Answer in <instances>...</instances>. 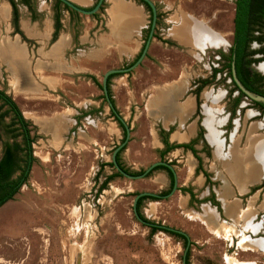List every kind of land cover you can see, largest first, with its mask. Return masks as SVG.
Wrapping results in <instances>:
<instances>
[{
	"label": "rangeland",
	"instance_id": "rangeland-1",
	"mask_svg": "<svg viewBox=\"0 0 264 264\" xmlns=\"http://www.w3.org/2000/svg\"><path fill=\"white\" fill-rule=\"evenodd\" d=\"M14 1L18 4L19 0ZM151 1L156 11H159H157L158 15L161 16L158 24L154 26L153 38L160 42L166 41L165 48L152 47L158 56L157 60L149 62L144 57L134 69L118 73L109 81L113 100L129 128L128 139L119 152L122 165L130 172H137L146 168L151 162L163 160L172 164L176 176L175 191L164 198L143 199L139 211L148 221L176 228L187 235L189 239L187 264H255L249 260L257 261L256 264H264V254L235 253L231 240L217 229L218 226L214 221L211 219L209 222L206 221L209 226H205L195 218H201L198 204L187 200L186 194L178 191L181 183L190 186V182L193 184L191 187L197 189L195 187L197 179L194 175L198 172L193 175L191 171L194 160L190 156L184 157L183 154L182 156L168 154L159 159L153 147L156 141L146 131L147 124L150 127L153 124L146 118L137 119V113L153 83L167 80L179 73L182 78L192 83L198 76L208 77L211 67L220 68L225 63L228 47L231 44L234 0ZM39 2H42V6L46 9L43 7L38 16L41 21H45L48 16L47 9L53 11L54 1L29 0V9L37 8ZM2 3L3 0H0V5ZM107 5L108 2H105L104 6ZM104 6L97 17L88 16L95 21L94 28H98L99 33L105 32ZM58 7L61 14L66 13L61 5ZM1 9L5 14L4 17L0 16V39L21 45L22 48L19 47V50L22 53V61L17 64H20L18 69L5 61L0 62V89L9 95L20 109L22 102L18 96L19 75L9 69L16 72L25 64L30 66L34 63H43L40 62L43 59V50L50 43L49 38L46 41L43 40L44 38L34 40L29 37L28 30L22 26V11H18V28L17 25L15 28L10 23V12L7 15V7L1 5ZM192 12L213 32L201 22L188 20L185 17H182L178 25L179 16L192 15ZM78 15L79 21L85 20L87 16ZM186 22L192 24L196 28L195 31L201 29L200 31L204 30L210 36H205L203 31V36L198 35L200 32L193 35ZM148 23L149 12L146 11L145 27L140 33L142 41ZM40 25L42 26V22ZM176 25L178 26L175 27ZM174 27L173 32L181 28V32L189 39L207 40L206 43L218 45H205L199 50L193 49L177 38L178 32L176 36L171 33L170 29ZM191 44L196 45L198 42ZM260 47L261 44L254 41L249 43V49L255 50ZM261 56L264 54L254 55L255 58ZM130 63L128 59L120 61L110 54L105 63L100 64L96 80L100 83L105 70L124 68ZM52 66L54 70H58L60 66V73L56 74L54 79L57 86L59 81L60 86L61 83L65 85L51 91L46 88V92L40 95L46 98V103H51L52 111L64 107L71 116L73 112L71 109L76 108V104L82 106L90 99L99 100L100 95L102 96L101 89L91 85L87 78L72 77L67 66L62 65V67L60 64ZM260 66H264V61L256 65L259 70H261ZM37 79L42 80L41 77ZM229 88L230 82L226 72L220 71L214 80L198 93L197 111L200 112L201 107L202 111L208 110L206 108L208 107V117L219 113L220 117L228 118L230 104L226 100L228 96L226 92ZM229 90L231 92V89ZM201 93L206 100L202 98ZM235 93L236 91H233L231 94L235 95ZM218 95L219 99H217ZM213 97L217 101L212 99ZM101 101L104 102L103 97ZM37 105L47 106L42 103ZM5 108V106L0 107V155L4 144H21V137H12L13 132H10L11 127L8 125L12 122L10 114L2 115ZM230 117V120L241 124L239 129L244 128L242 125L244 120L264 122V114H260L244 97L240 98ZM28 121L32 126L30 133L36 136L31 144L34 161L26 181L11 199L0 206V264H181L183 239L160 230L151 233L149 227L139 223L131 212V201L137 192L159 193L168 188L169 180L162 170L156 169L148 176L138 179L116 176L104 189L97 191V186L104 175L115 171L113 167L107 165V162H110L112 149L122 140V130L119 126L118 135H115L105 128L110 120L91 122L83 116L79 120ZM55 121L57 124L54 126L52 123ZM138 122L141 123V133H144L141 138L136 134L131 136L132 130L137 131ZM48 125L49 130L46 129ZM251 126L253 125L249 128ZM16 127L17 125L12 126V128ZM249 133L250 129L245 137V147L248 144ZM140 139L144 144L138 143ZM231 147L232 145L229 148ZM15 155L18 159L21 158V152L15 151ZM256 186H260V183ZM258 189L261 192V188ZM198 192L202 193L203 189H199ZM252 214L253 212L250 214L251 217ZM262 214L258 219L262 218ZM239 235L238 242L245 239L244 244L249 245L248 247L251 246L249 242L257 241L249 239L245 233L240 232ZM260 235L263 236L264 233Z\"/></svg>",
	"mask_w": 264,
	"mask_h": 264
},
{
	"label": "crops",
	"instance_id": "crops-1",
	"mask_svg": "<svg viewBox=\"0 0 264 264\" xmlns=\"http://www.w3.org/2000/svg\"><path fill=\"white\" fill-rule=\"evenodd\" d=\"M69 1L80 7L89 8L93 5L95 0ZM105 2H108L107 6H104ZM1 5L7 7V15L8 12H10L11 23V8L9 3L7 0H3ZM37 5V8L35 7V9H33V7H31L29 9L26 5L20 2H18V4L16 3L17 28L19 18L18 11H22V26L28 30L29 37L34 40L44 38L43 40L46 41L49 38L50 43L49 46L43 50V59L42 61L40 60V62L43 63H34L30 66L25 64L21 71L18 72V92L20 93L18 96L22 102L19 110H21L20 112L23 118L26 120H79L84 116L91 122L92 120H110L105 125V128L109 129L111 134L114 133L115 135H118V129L120 127L122 130V127L107 106L105 100L104 102L101 101L103 95H100L99 100L90 99L87 104L85 103L82 106L76 104V108L71 109L73 110L71 116H69L70 112L64 107L52 111L51 103H46V98H43L40 95L43 92H46V88L48 91H51L57 87L59 89V87L65 86L62 83L60 86V81L57 86V82L54 79L56 74L60 73V66H58V70H54V67L52 66L53 64L67 66L72 77L77 78L81 76L87 78L91 85H95L90 77L96 78V73L98 72L100 64L102 62L105 63L110 54L116 56L120 61L128 59L132 62L143 44L142 39H140V33L146 23L145 7L134 0H103L102 6H104L103 8L105 9L106 19L103 23L105 32L101 33L97 32L98 28H94L96 24L92 18L86 16L85 20L79 21L78 14L72 15L65 10L66 13L62 12V14H60V28L57 31L55 39L51 41V35L53 32V11L47 9L46 12L48 13V16L45 21H41L38 15L45 6H42V2H39ZM27 10H29L28 13L26 12ZM7 15L5 17H7ZM159 17L161 16L159 15ZM182 17H185L188 20L193 19L194 21L201 22L206 28L211 30L199 19V16L195 15L193 12L192 15L179 16V20L177 21L178 25L181 23ZM164 19L166 20V18ZM40 22H42V26L40 25ZM186 24H188V22H186ZM188 26L193 29V31L196 30L192 24H188ZM175 27L170 29L171 33L176 36L178 32L179 36H177V38L181 39L183 44H186L193 49L199 50L205 45H218L206 43L207 40L203 41L202 39H199L195 41L194 38L189 39L188 36H184L183 32L180 30L183 26L179 28L177 32H173ZM202 31L205 36H210L204 30ZM202 31H197L200 32L197 34L203 36L204 34H202ZM194 42H198V44H191ZM13 45L18 47L21 46L15 43ZM165 45L166 42L154 40L152 37L144 56L145 60L149 62L157 60L158 56L152 47L160 46L165 48ZM9 70H11L12 73L17 74V72H13L12 69ZM261 72L264 73V71ZM161 73H163V71ZM165 73L163 75H165ZM38 77H41L42 80L37 79ZM108 90L110 98L112 99L113 107L120 115L121 111L118 110V105L113 100L109 84ZM190 90L191 83H189V80L186 78H182L180 73L175 74L173 77H169L167 80H160L153 83L146 94L141 109L137 113V119L141 117L146 118L148 122L153 124L152 127L147 124L146 131L148 135L156 141L153 147L158 154V158L161 159L168 154L181 156L183 154L184 157L190 156L194 160L191 167L193 175L198 171H195L197 163L191 152L182 147L169 149L168 151L163 152L165 145H163L161 140L164 138L168 144L188 143L197 133V124L202 126L204 141L207 146L210 147L209 156L205 157L202 153L198 154L201 157L203 168L209 174V179L212 182V185L210 188L207 186L202 187L203 177L198 172L194 175L197 179H195L197 181L195 184L197 189L192 188L191 186L193 184L190 182V186H184L183 183H181V185L178 186V191H181L179 188L184 187L188 191H191L193 198L197 200L212 193L214 199L219 205L220 211L217 212L215 206H212L209 202H201L197 206L199 207V212H201V218L208 222L211 219L217 224V229L221 230L223 234L227 235V237L232 240V248L235 253L257 252L264 254V235H260L261 233H264V214H262L264 213V189H261V192L258 191L259 189L249 191L250 188L257 187V184L264 181V153L261 152V156L257 157L251 164L250 161L239 160L237 155L239 150H242L245 147V137L250 129L249 126H255L250 134L254 137H259L264 133V122L244 120V123L242 124L244 125V128L239 129L241 124L235 120H231L232 126L225 137V131L223 128L227 120L220 117L219 113L213 115V119L212 117H208V107L205 106L208 109L205 111H202L201 107V119L199 120V123H197V117L194 116L196 99ZM203 93H201V96L205 99ZM212 99H215V97ZM217 99H219V95L217 96ZM217 99L215 100L217 101ZM47 101L51 100L47 99ZM40 103L47 104V106L44 107L42 105V107H39L37 104ZM28 106H30L29 109H27ZM205 118L206 120H204ZM215 118L216 120H214ZM42 123L43 122H41V124ZM47 127L48 128L46 129L49 130V125ZM140 128L141 123L138 122L137 131L135 130L134 132V130H132L131 136L136 134L139 138H141V136L143 137L144 133H141ZM159 130H163L165 135L159 136ZM58 133H60V131ZM209 136L213 138L212 141H209ZM141 140L142 139H140L138 143L144 144V141ZM231 145L232 147L229 148ZM193 147L198 150L201 147L200 141L198 140ZM160 170L164 172L163 169ZM248 175L250 177H247ZM248 178H251L252 181H249ZM199 189H203V192H198ZM181 192L186 194V198L189 200L188 193ZM194 199H190L191 202H196ZM252 212L253 214L251 217L250 214ZM244 213H246V215H243V217L241 214ZM260 214H262V218L258 219ZM223 226L224 229H227L224 230ZM244 226H246V228H243ZM240 232L245 233L249 239L257 240L252 243L249 242L251 246L248 250H244L243 247L238 244ZM249 261L255 262V264L257 262L254 260Z\"/></svg>",
	"mask_w": 264,
	"mask_h": 264
},
{
	"label": "trees",
	"instance_id": "trees-1",
	"mask_svg": "<svg viewBox=\"0 0 264 264\" xmlns=\"http://www.w3.org/2000/svg\"><path fill=\"white\" fill-rule=\"evenodd\" d=\"M53 1H54L52 5L53 32L51 35V41L55 39L57 31L60 28L59 19H60L61 10L59 11L58 6L61 5L63 7L62 9L66 10L69 14L77 15L75 11L67 8L60 1L58 0H53ZM137 1L141 3L145 7V9L149 12V20H150V10L147 7V5L141 0H137ZM7 2L9 3L10 8H11V24L16 28V21H17L16 3L14 0H7ZM18 2L26 5L29 8V0H19ZM101 8H102V5L98 9V11L90 15V17L92 18L97 17L98 12H100ZM155 24H157V21L155 22ZM147 27L149 28V23ZM148 28L146 29V34L148 32ZM255 31H256V34H254ZM152 37H154V33L152 34ZM253 41L258 44H261V47L255 50L249 49V43ZM254 53L264 54V0H234L231 44L228 50L227 57L225 58L227 62L221 68H218V69L212 68L211 75H214L216 72L221 71L222 68L228 69L229 61L231 60L233 62V69L235 71L236 78L245 87V89L264 96L263 83H256L254 81H251V80L248 81V79H246V76L248 73L246 65H248L250 61H262V60L264 61V56H261L260 58H256L253 60H247V59L245 60V58L248 55H251ZM138 54L136 55V57L138 56ZM136 57L133 59V61L136 59ZM114 75H118V73L110 74L108 75L106 79V88H107V93H108L109 98H110L109 90H108L109 79ZM258 77L260 79H264V75H260ZM90 78L92 82L100 88V83L96 80V78L94 77H90ZM207 83H209V80L203 79L199 87H197V89L194 91L196 97H197V93L200 87ZM242 95L243 94L239 92L238 97ZM237 100L238 99H235L234 102H237ZM110 101L112 103L111 98H110ZM252 104L256 106L260 111L264 112L263 104H260L257 102H252ZM1 106L6 107L5 110L2 112V115L10 114V120H12V122L9 123L8 125L9 127H11L10 132L11 133L13 132L12 137L20 136L21 144L13 143L12 145L4 144L3 146V149L0 155V206L3 203H5L7 200L11 199L13 194H15L17 190L19 189V187L26 181L29 169L31 167L32 162L34 161V156L32 155L31 144L36 138L34 134L30 133V131L32 130V126H30L31 125L30 122L23 118L16 103L2 89H0V107ZM14 125H17V127L12 128V126ZM164 135H165V132L163 130H159V136H164ZM123 137H124V131L122 129V139ZM161 141L163 145H165V149L163 150V152L168 151L169 149L182 147L184 149L187 148L191 150L194 157H196L195 150L191 147V144L194 142V139L189 141L188 143H181V144H168L166 143L164 138ZM122 148H120L115 155L117 164L124 171L130 174H139L141 170L137 172H130L126 168H124V166L120 163L118 154L122 150ZM15 151L21 152V158L18 159L16 157ZM107 165L110 167H113L111 162H107ZM156 169H163L167 172L168 178H169V188H170L172 184V175H171V172H169L165 167L161 165H157L153 167L146 175H148L151 171L156 170ZM195 171H197V168L195 169ZM116 176H120L116 171H113L109 174L104 175L103 180L97 186V191L99 192L102 189H104L106 187V184L112 178ZM261 186H264V182L261 184ZM179 189L183 192L188 191L184 187L179 188ZM190 195H191L190 199H192V194ZM145 198L154 199L148 196H140L137 199L136 206L140 203V201H142ZM139 216L142 219L147 220L140 213H139ZM149 230L151 233H153L155 230H157V228L149 227ZM164 232L172 234V235L174 234L175 236L182 238L178 234L167 232V231H164ZM187 257H188V250L186 251V254H185V264H187Z\"/></svg>",
	"mask_w": 264,
	"mask_h": 264
},
{
	"label": "water",
	"instance_id": "water-1",
	"mask_svg": "<svg viewBox=\"0 0 264 264\" xmlns=\"http://www.w3.org/2000/svg\"><path fill=\"white\" fill-rule=\"evenodd\" d=\"M58 1H60L64 6H66L70 10H73V11H75L78 14H83V15H87V16H90L93 13L97 12V10L99 9V7L101 6V4L103 2V0H95V3L92 5L91 8H83V7H80V6L72 3L69 0H58ZM141 1L144 2L147 5V7L150 10V14H151L148 32L146 34V37H145L144 43L142 45V48L140 49V52H139L138 56L136 57V59L130 65H128V66H126L124 68H109V69L105 70L102 73V76H101L100 88H101L102 95H103V98H104L107 106L109 107V109L111 110V112L113 113V115L115 116L116 120L119 122V124L121 125V127H122V129L124 131V137H123V139L121 140V142L119 144H117L112 149V151L110 153V162H111L114 170L120 176H123L125 178H128V179H138V178H142L153 167H155L157 165H161V166L167 168L171 172V175H172V186H171V189L168 192V194L164 196V197H166V196H169L173 191L176 190V176H175V172L173 171L172 166L168 162L163 161V160H156L154 162H151L146 168H144V170L140 174H130V173L125 172L117 164L116 159H115V155H116L117 151L125 145V143H126V141L128 139V136H129V128H128L127 124L123 121L122 117L117 113V111L113 107V104L110 101V98H109L108 93H107V88H106V79H107L108 75L113 74V73H124V72L131 71L132 69H134L140 63V61L145 56V53H146L148 44L150 42V39L152 38L154 26H155L156 8H155V5L153 4V2L151 0H141ZM231 75H232V78H233L234 83L236 84L237 88L243 93V95H244L243 97L245 99H247L249 101L257 102V103H260V104H263L264 105V96L263 95H260V94L251 92V91L245 89L239 83V81L237 80V78L235 77V74H234L233 64L231 66ZM140 196H148V197L159 198L160 195H158L156 193H153V192L141 191V192L136 193L133 196L132 201H131V212H132L133 217L139 223H141V224H143L145 226L155 227V228H157V230H160V231H167V232H171V233H175V234L182 235L186 239V241L188 242V237H187V235L183 231L178 230L176 228H172V227L163 225V224L154 223V222H148L147 220L142 219L138 215V213H137V211L135 209V203H136L137 199ZM186 249H187V246H185L183 248V250H182V254H181V264H185Z\"/></svg>",
	"mask_w": 264,
	"mask_h": 264
},
{
	"label": "flooded vegetation",
	"instance_id": "flooded-vegetation-1",
	"mask_svg": "<svg viewBox=\"0 0 264 264\" xmlns=\"http://www.w3.org/2000/svg\"><path fill=\"white\" fill-rule=\"evenodd\" d=\"M94 3H95V1H94ZM93 3V4H94ZM103 3V2H102ZM101 5H103V4H101ZM92 7V6H91ZM100 8V7H99ZM147 11V10H146ZM150 17H151V14H150ZM159 15H158V13H157V11H156V20H155V22L157 21V24H158V22H159ZM149 22H150V20H149ZM157 24H155V26L157 25ZM153 33H155L154 32V30H153ZM145 40V39H144ZM144 40H143V43H144ZM143 45V44H142ZM230 47V46H229ZM229 47H228V50H229ZM140 52V51H139ZM257 53H254V54H251V55H248L246 58H245V60L247 59V60H253V59H256L255 57H254V55H256ZM222 56V55H221ZM218 57L220 58V53H218ZM219 61H220V59H218ZM225 61V63H223L222 65H221V67L222 66H224V64H226V62H227V60L225 59L224 60ZM263 61V60H262ZM258 62H260V61H250V63H248V65H246V67H247V70H248V73H247V76H246V79H248V81H254V82H256V83H263V88H264V79H260L258 76H260V75H264V73L263 72H261V71H259L258 70V68L256 67V65L258 64ZM232 64H233V62L230 60L229 61V68L228 69H226V68H222L221 69V71H225L226 72V75L228 76V78H229V82H230V88L229 89H231V92H230V90L228 89V91L226 92L227 93V95H226V93H225V96H227L226 97V100H227V102L230 104V109H229V117L228 118H226V120H227V122H226V124L224 125V136L226 137L227 136V134H228V132H229V130H230V128H231V126H232V123H231V120H230V115H232V113L234 112V109L237 107V105H238V103H239V100H240V98L241 97H243L244 95H242V96H240V97H238L239 96V92H241L238 88H237V86H236V84L234 83V81H233V78H232V75H231V66H232ZM220 67V68H221ZM212 68H217V67H211V69ZM211 69H210V75L208 76V77H204V76H198L197 78H195L193 81H192V83H191V92L194 94V96H195V99H196V108H195V112H194V116L195 117H197V123H199V120L201 119V114H200V112L199 111H197V100H198V93L200 92V90L204 87V86H206L207 84H205V85H202L201 87H200V89H199V91H198V93H197V97H196V95H195V93H194V91L197 89V87H199V85L201 84V82L203 81V79H207V80H209V83L211 82V80H214V78L216 77V75L220 72V71H218V72H216L214 75H211V73H212V71H211ZM218 69V68H217ZM234 74H235V71H234ZM258 75V76H257ZM235 77H236V75H235ZM238 80V79H237ZM239 81V80H238ZM239 83H240V81H239ZM241 84V83H240ZM242 85V84H241ZM243 86V85H242ZM244 87V86H243ZM245 88V87H244ZM233 91H236V93H235V95H233V94H231ZM242 93V92H241ZM243 94V93H242ZM235 99H238L237 100V102H234L235 101ZM251 102V104H252V102L253 101H250ZM254 106V105H253ZM255 108H256V110H258V112L260 113V114H264V112H262V111H260L256 106H254ZM197 128H198V130H197V133H196V135H195V137H193L192 139H190L189 141H191V140H193L194 139V142L191 144V147L195 150V155H196V157H194V155H193V153H192V151L191 150H189V149H187V150H189L190 152H191V154L193 155V157L196 159V168H197V171L202 175V177H203V184H202V187H208V188H210V186L212 185V182L210 181V179H209V174H208V172L203 168V166H202V164H201V157H200V155L198 154V153H202L205 157H207V156H209V149H208V146H207V144H206V142L204 141V138H203V131H202V126L200 125V124H197ZM200 141V143H201V147L198 149V150H196L194 147H193V145L197 142V141ZM171 166H172V164H170ZM125 168V167H124ZM173 168V167H172ZM167 169V168H166ZM144 170V169H143ZM143 170H141V172L143 171ZM168 170V169H167ZM169 171V170H168ZM174 171V170H173ZM126 172V171H125ZM140 172V173H141ZM164 172H165V175L167 176V178H168V174H167V172L164 170ZM170 172V171H169ZM128 173V172H127ZM139 173V174H140ZM150 174V173H149ZM145 176H148V175H144L143 177H145ZM168 180H169V178H168ZM264 182V181H263ZM263 182H261L260 183V186H257V187H254V188H250V190L249 191H252V190H255V189H258V188H261L262 189V187L263 186H261V184L263 183ZM171 186H172V184H171ZM171 186H170V188H169V186H168V188L165 190V191H163V192H159V193H156V194H158V195H160V197L159 198H164V196L165 195H167L168 194V192L170 191V189H171ZM138 193V192H137ZM161 193H163V194H161ZM186 193H188V195H189V201H191V200H193L194 198H193V194H192V192L191 191H187ZM190 194H192V199L190 200V197H191V195ZM135 195V194H134ZM151 198H154V197H151ZM194 201H196V203L197 204H199V203H201V202H209L212 206H215V209H216V211L217 212H219L220 210H219V205H218V203H217V201L214 199V197H213V194L212 193H209L206 197H201V198H199L198 200L197 199H194ZM137 202V201H136ZM140 203H141V201H140ZM140 203L136 206V203H135V209H136V211H137V213H138V215H139V213H140V211H139V207H140ZM198 208V207H197ZM141 214V213H140ZM144 217V216H143ZM148 221V220H147ZM148 222H150V221H148ZM154 223H156V222H154ZM149 227V226H148ZM179 235V234H178ZM181 237H182V239H183V241H184V246H183V248L185 247V246H187V249H186V251L188 250V246H189V239H188V242L186 241V239L182 236V235H180ZM231 244H232V246H233V242H232V240H231V242H230ZM230 244V245H231Z\"/></svg>",
	"mask_w": 264,
	"mask_h": 264
},
{
	"label": "bare ground",
	"instance_id": "bare-ground-1",
	"mask_svg": "<svg viewBox=\"0 0 264 264\" xmlns=\"http://www.w3.org/2000/svg\"><path fill=\"white\" fill-rule=\"evenodd\" d=\"M4 8V7H3ZM4 10L1 9L0 10V16L4 17ZM200 27V26H199ZM198 29V27H197ZM190 30L192 31V33L194 35H196L195 33H198L197 31H193V29L190 28ZM200 31V30H198ZM13 43V42H12ZM14 44V43H13ZM11 44L9 41H5L0 39V62L2 63V61H5L9 64H11L14 68L19 67V65H17L19 62L22 61V53H20L19 47H17L16 45ZM260 69L262 71H264V66H260ZM20 70L16 71L17 74L18 72H20ZM206 97H208L207 95H205ZM219 106V105H218ZM54 126L57 124V122H53L52 123ZM255 126H251L250 128V132L251 130L254 128ZM209 140L212 141L213 138L209 136ZM248 144L246 145L245 148H243L242 150H239V152L237 153L239 160H246V161H250V164L253 163L254 160H256L257 157L261 156L262 153H264V135L259 136V137H254L253 135H251L249 133L248 136ZM236 144V141H235ZM235 146V145H234ZM262 152V153H261ZM247 163V162H246ZM250 167V166H249ZM247 177H250L249 175ZM249 181L251 180V178H248ZM252 181V180H251ZM246 212V211H245ZM247 213V212H246ZM246 213L241 214L246 215ZM240 215V216H241ZM191 216V215H190ZM244 217V216H243ZM197 220L200 221L201 224H204L205 226H209L206 222V220H204L203 218H199V217H195ZM210 229V228H209ZM227 234V233H226ZM167 239V238H166ZM245 239L244 240H240L238 242V244L243 247L244 250H248L249 249V245L246 246L245 244ZM249 244V243H248ZM166 247V246H165ZM171 249V248H170ZM240 249V248H239ZM165 250V249H164ZM242 250V249H241ZM166 255V254H165ZM171 255V253H170ZM167 256V255H166ZM2 260V259H1ZM170 262V261H169ZM230 264V263H228ZM243 264V263H242Z\"/></svg>",
	"mask_w": 264,
	"mask_h": 264
}]
</instances>
